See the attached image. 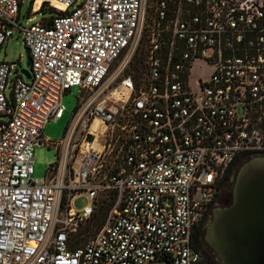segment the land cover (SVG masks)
Returning <instances> with one entry per match:
<instances>
[{"label": "built area", "instance_id": "2783aa9c", "mask_svg": "<svg viewBox=\"0 0 264 264\" xmlns=\"http://www.w3.org/2000/svg\"><path fill=\"white\" fill-rule=\"evenodd\" d=\"M37 1L23 24L25 0H0V47L21 35L32 60L30 79L0 62V264H213L194 231L264 156V0ZM42 146L57 159L34 179Z\"/></svg>", "mask_w": 264, "mask_h": 264}, {"label": "water", "instance_id": "95a60500", "mask_svg": "<svg viewBox=\"0 0 264 264\" xmlns=\"http://www.w3.org/2000/svg\"><path fill=\"white\" fill-rule=\"evenodd\" d=\"M34 0L29 1L27 11ZM27 68L32 60L26 49ZM30 79L28 69L21 71ZM205 241L219 264H264V158L245 164L237 177L234 204L218 210Z\"/></svg>", "mask_w": 264, "mask_h": 264}, {"label": "rangeland", "instance_id": "374dc122", "mask_svg": "<svg viewBox=\"0 0 264 264\" xmlns=\"http://www.w3.org/2000/svg\"><path fill=\"white\" fill-rule=\"evenodd\" d=\"M30 0H25L23 4V8L21 11L22 22L26 23L28 18H25L28 11V5ZM56 13L49 9H43L41 12L30 15L29 18L35 17V22H39L43 18H49L51 16H55ZM31 24V23H29ZM140 58H143L141 54ZM6 61L8 63L14 64L17 72H21L23 69L30 70V67L27 68V54L26 47L24 45L23 39L21 35L14 36L9 39L7 43L0 47V62ZM141 62L140 59H136L133 66H136ZM13 70V73L16 72ZM193 75L196 76H207L208 70L200 64L197 69L193 72ZM80 95V90L78 87L72 88L70 91H67L62 98V104L64 106V115L58 121H50L45 125L43 130V137L50 141H59L61 140L67 128L71 122L72 115L74 110L78 105V97ZM35 164H34V179H43L46 177L48 169L51 165L56 162L57 159V151L54 148H47L46 146L36 147L35 148ZM79 206L78 204H75ZM209 251L213 252L210 248ZM218 264V263H217Z\"/></svg>", "mask_w": 264, "mask_h": 264}, {"label": "flooded vegetation", "instance_id": "af4514ba", "mask_svg": "<svg viewBox=\"0 0 264 264\" xmlns=\"http://www.w3.org/2000/svg\"><path fill=\"white\" fill-rule=\"evenodd\" d=\"M264 158L263 155H248L243 158L238 159L231 169L224 176L223 181L219 187V190L212 202V205L209 209L207 217L203 221V226L205 229L204 235L201 237V240L206 244L208 248H210L205 241V234L209 224L213 221L214 215L218 210H224L230 208L234 204V191L236 187L237 177L240 172V169L247 163ZM195 234V231H194ZM193 234V235H194ZM192 244L194 245V240L192 236ZM211 249V248H210ZM212 250V249H211ZM214 253V251H213ZM215 254V253H214ZM216 256V254H215ZM217 259V256H216Z\"/></svg>", "mask_w": 264, "mask_h": 264}, {"label": "trees", "instance_id": "16d2710c", "mask_svg": "<svg viewBox=\"0 0 264 264\" xmlns=\"http://www.w3.org/2000/svg\"><path fill=\"white\" fill-rule=\"evenodd\" d=\"M111 207V203H105L101 210L99 211V223H102V221L105 219L108 210ZM101 224H99L100 227ZM203 222L201 224H199V226H197V228L195 229V234L193 235V240H194V247L199 250L201 252V254L203 255L204 259L207 262L213 263V264H219V262L216 259L215 254L211 251H209L208 247L206 246V244L201 240V237L204 235L205 233V229L203 226Z\"/></svg>", "mask_w": 264, "mask_h": 264}, {"label": "bare ground", "instance_id": "6f19581e", "mask_svg": "<svg viewBox=\"0 0 264 264\" xmlns=\"http://www.w3.org/2000/svg\"><path fill=\"white\" fill-rule=\"evenodd\" d=\"M41 4V0H38L37 2H36V7L38 6V5H40Z\"/></svg>", "mask_w": 264, "mask_h": 264}]
</instances>
